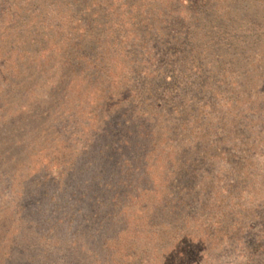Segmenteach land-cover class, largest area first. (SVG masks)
Returning <instances> with one entry per match:
<instances>
[{
    "label": "trees",
    "instance_id": "trees-1",
    "mask_svg": "<svg viewBox=\"0 0 264 264\" xmlns=\"http://www.w3.org/2000/svg\"><path fill=\"white\" fill-rule=\"evenodd\" d=\"M260 158L264 0H0V264H257Z\"/></svg>",
    "mask_w": 264,
    "mask_h": 264
},
{
    "label": "rangeland",
    "instance_id": "rangeland-1",
    "mask_svg": "<svg viewBox=\"0 0 264 264\" xmlns=\"http://www.w3.org/2000/svg\"><path fill=\"white\" fill-rule=\"evenodd\" d=\"M259 162L261 164L260 168L262 169L261 173H259V175L261 177H264V158H260ZM0 219L1 216H4L6 214L7 215V219H9V217H12L13 220H10L7 223H4V231L8 232L9 234H12L13 231H15L14 233L16 234V232H18V243L20 244V248L22 245V239L24 238L25 233H27L29 231V233L34 229L33 225L31 224L30 221H28L25 216L23 218H21L22 220L20 221V217H22V214L25 212H21V208L23 207V209H27L29 207V205L26 204H21L20 206L17 207L15 206L16 200L15 197L16 195H14V193L12 192V183L10 182L9 179H7V177L5 176V173H2V170L0 168ZM18 191V190H17ZM15 192V190H14ZM259 196L260 193H259ZM20 207V208H19ZM20 212V214H18ZM66 212V213H65ZM65 213L67 214V210L66 211H59V213H57L58 215L55 217V219H65L64 217L61 218V214ZM68 220H64L63 223V229H66V223ZM14 223V224H13ZM15 225V226H14ZM51 228V226H45L43 229V235H47L45 234L47 229ZM17 230V231H16ZM255 230V229H254ZM253 230V232H254ZM7 233V234H8ZM29 233L26 235V237L29 235ZM249 234V233H248ZM244 234V239L241 243V245L239 246H232L230 249L229 248H224L223 251L220 252H216V253H212L210 255V257L207 258V260L204 259H198L194 253V250L192 252L188 253V259L184 260V258L182 259V257L178 258L177 255H175L174 258H172V262L168 263V264H188L191 261H194L193 263L190 264H246V256H248L247 254H245V251L242 250L243 247L246 246L247 242H251L254 238L255 235L252 234ZM12 237H3V235L0 234V242L3 240H9ZM39 238V237H38ZM47 239L50 240V237H48ZM27 241V240H25ZM83 244L86 247L81 255V260L83 261L84 264H93L95 262L94 256L92 253H94L93 251L97 250V247L94 248V243L89 242L90 246H87L86 241L83 240ZM98 242V241H97ZM69 243V241H68ZM101 240H99V244L101 245ZM1 245V244H0ZM42 245V244H41ZM6 246V245H5ZM5 246H0V256L3 253H9V250L4 249ZM19 256V258L17 259L16 262L17 264H30L29 263V257L30 255L28 253H21L18 255H15L13 257V259ZM101 260H104L106 257V253L101 254ZM190 258V260H189ZM257 264H264V259H261L260 261L257 262Z\"/></svg>",
    "mask_w": 264,
    "mask_h": 264
}]
</instances>
